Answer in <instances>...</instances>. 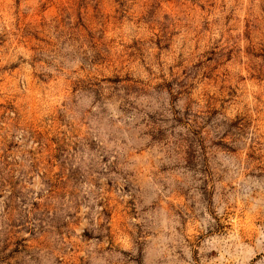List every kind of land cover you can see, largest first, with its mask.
<instances>
[{"label": "rangeland", "instance_id": "obj_1", "mask_svg": "<svg viewBox=\"0 0 264 264\" xmlns=\"http://www.w3.org/2000/svg\"><path fill=\"white\" fill-rule=\"evenodd\" d=\"M0 264H264V0H0Z\"/></svg>", "mask_w": 264, "mask_h": 264}]
</instances>
